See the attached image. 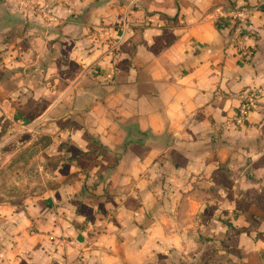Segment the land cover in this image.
<instances>
[{"label": "crops", "instance_id": "obj_1", "mask_svg": "<svg viewBox=\"0 0 264 264\" xmlns=\"http://www.w3.org/2000/svg\"><path fill=\"white\" fill-rule=\"evenodd\" d=\"M36 1L0 0V169L47 136L54 184L0 200V264H264V8L216 22L264 0Z\"/></svg>", "mask_w": 264, "mask_h": 264}, {"label": "rangeland", "instance_id": "obj_2", "mask_svg": "<svg viewBox=\"0 0 264 264\" xmlns=\"http://www.w3.org/2000/svg\"><path fill=\"white\" fill-rule=\"evenodd\" d=\"M12 3L15 7L13 1ZM15 9L23 16L30 13L37 15L46 25L60 23L52 14L50 7L40 5L36 0H30V5L26 9L18 10L16 7ZM40 10L46 11V18L40 14ZM49 141L47 136H41L28 148L18 153L8 165L0 169V200L3 201L7 198L19 201L25 197H35L53 186L51 170L35 157L40 150L49 146Z\"/></svg>", "mask_w": 264, "mask_h": 264}, {"label": "built area", "instance_id": "obj_3", "mask_svg": "<svg viewBox=\"0 0 264 264\" xmlns=\"http://www.w3.org/2000/svg\"><path fill=\"white\" fill-rule=\"evenodd\" d=\"M15 4V7L18 10L26 9L30 5V0H12ZM264 8V1L261 4H258L256 7L251 9H233L229 13H220L217 16V20L221 21L226 18L231 20L235 25L244 24L252 15L254 11ZM40 14L46 18L47 13L44 10H40ZM54 20V19H52ZM129 25V21L126 19L124 21L123 30L125 31ZM230 44L236 50L238 55L244 56L246 58L251 57L252 51L248 48L245 43V38L241 34L233 33L230 37ZM239 104L238 107L230 120V124L234 127L242 126L258 99V92L251 88L244 89L239 95Z\"/></svg>", "mask_w": 264, "mask_h": 264}]
</instances>
